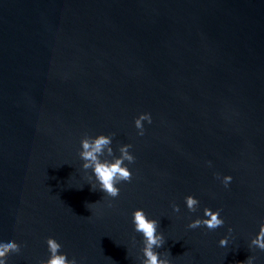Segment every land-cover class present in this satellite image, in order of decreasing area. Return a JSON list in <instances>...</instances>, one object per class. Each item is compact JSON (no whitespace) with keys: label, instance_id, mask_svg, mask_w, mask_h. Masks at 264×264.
<instances>
[{"label":"water","instance_id":"1","mask_svg":"<svg viewBox=\"0 0 264 264\" xmlns=\"http://www.w3.org/2000/svg\"><path fill=\"white\" fill-rule=\"evenodd\" d=\"M98 135L116 158L132 146L115 199L82 168L81 140ZM205 208L224 225L190 229ZM136 210L158 221L170 264H264L250 247L264 224V0H0V243L20 246L7 264L46 262L49 238L77 264H141Z\"/></svg>","mask_w":264,"mask_h":264},{"label":"clouds","instance_id":"2","mask_svg":"<svg viewBox=\"0 0 264 264\" xmlns=\"http://www.w3.org/2000/svg\"><path fill=\"white\" fill-rule=\"evenodd\" d=\"M151 124L150 114H141L135 119V127L138 130V135H144L143 122ZM112 137L106 135H98L95 138L85 136L81 140L82 150L79 156L84 163L82 164L83 170L87 171L91 169L95 181L99 185V190L106 194L108 197L115 199L120 194V189L116 185L121 182H130L132 178L131 172L125 166V161L129 164L134 163V157L129 153L131 145H124L119 148L120 157L116 158L111 147ZM112 157L111 160L102 157ZM219 178V177H218ZM92 177L89 178L91 180ZM232 177L225 176L223 178V184L225 187L231 183ZM91 185V184H90ZM92 190H96L92 185ZM185 203L187 209L190 212H195L199 201L192 196L185 197ZM112 205L109 204V207ZM173 211L179 212L180 209L177 205H173ZM205 219H196L188 225L190 229H196L201 226L206 227L208 230H215L224 225V220L220 218V210L213 212L209 208L204 209ZM132 223L134 225V231L141 233L143 236V257L141 264H170L167 256L161 258V255L154 251V249L161 248L164 243V237L162 234H158L157 229L159 227L158 221L149 219L143 210H136L132 213ZM231 234L232 229H228ZM228 238L225 237L219 241L220 247H226L228 245ZM50 256L46 262L42 264H77L75 259L69 260L66 255L58 254L61 249V245L52 238L46 241ZM250 247L258 248L264 251V224H261L258 235L251 240ZM20 246L14 241H8L6 243H0V264H7V257L11 253H18ZM254 257H248L244 264H253Z\"/></svg>","mask_w":264,"mask_h":264}]
</instances>
